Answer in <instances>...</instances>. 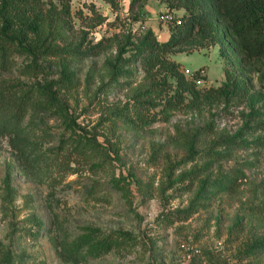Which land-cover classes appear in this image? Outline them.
I'll return each mask as SVG.
<instances>
[{
	"label": "rangeland",
	"instance_id": "374dc122",
	"mask_svg": "<svg viewBox=\"0 0 264 264\" xmlns=\"http://www.w3.org/2000/svg\"><path fill=\"white\" fill-rule=\"evenodd\" d=\"M186 16L162 0H70L55 37L30 35L10 55L0 80L37 96L25 158L0 137V264H264V62L244 65L216 21V43L194 36L167 57L188 80L202 67L201 92L232 71L231 98L184 92L165 109L171 80L137 61L110 76L124 41L126 58Z\"/></svg>",
	"mask_w": 264,
	"mask_h": 264
},
{
	"label": "trees",
	"instance_id": "16d2710c",
	"mask_svg": "<svg viewBox=\"0 0 264 264\" xmlns=\"http://www.w3.org/2000/svg\"><path fill=\"white\" fill-rule=\"evenodd\" d=\"M145 1L147 0H130V6ZM162 1L170 10L183 8L187 16L181 21L170 22V34L165 42L159 43L153 38V32L147 30L139 44L134 46V55L126 58L122 56L132 50L128 46H133V43L128 39L124 41L114 62L109 63L111 78L126 74L122 67L137 61L144 73L159 74L162 84L168 86L167 80H171L175 83L174 93L160 98L165 109L180 102L184 92L192 98L203 94L208 99H229L237 94L240 90L238 79L232 71L224 70L225 83L220 87H210L201 92L196 88V82L203 78L200 75L202 67L195 69L188 80L179 70L180 64L168 59L167 53L174 47L187 44L194 36L207 42L200 44L201 47L216 43L219 38L215 22L219 21L225 24L227 32L235 38L244 65L264 62V0ZM69 18L70 0H0V71L9 68V57L18 47L29 50L28 36L55 37L58 34V24ZM103 20L104 17L98 16L95 24H100ZM46 47L50 49L51 45ZM33 74L38 75L37 72ZM40 94L44 96V104L49 109L62 106L55 93L47 87ZM36 96L24 83L0 80V137L6 138L9 146L22 158H25L27 150L22 123L29 108L35 103ZM177 96L179 99L175 101ZM143 122L148 121L144 119Z\"/></svg>",
	"mask_w": 264,
	"mask_h": 264
},
{
	"label": "built area",
	"instance_id": "2783aa9c",
	"mask_svg": "<svg viewBox=\"0 0 264 264\" xmlns=\"http://www.w3.org/2000/svg\"><path fill=\"white\" fill-rule=\"evenodd\" d=\"M184 72H185V74H186V73H188V70H187V69H185V70H184Z\"/></svg>",
	"mask_w": 264,
	"mask_h": 264
}]
</instances>
